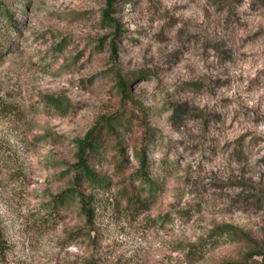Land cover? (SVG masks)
I'll return each instance as SVG.
<instances>
[{
  "label": "rangeland",
  "instance_id": "1",
  "mask_svg": "<svg viewBox=\"0 0 264 264\" xmlns=\"http://www.w3.org/2000/svg\"><path fill=\"white\" fill-rule=\"evenodd\" d=\"M108 2L0 0V264H264V0Z\"/></svg>",
  "mask_w": 264,
  "mask_h": 264
},
{
  "label": "trees",
  "instance_id": "2",
  "mask_svg": "<svg viewBox=\"0 0 264 264\" xmlns=\"http://www.w3.org/2000/svg\"><path fill=\"white\" fill-rule=\"evenodd\" d=\"M120 0H109L108 2V9L106 11V17L109 22H114V19L112 18V15L116 12V5L118 4ZM1 8V4H0ZM10 17L11 14H10ZM124 90L126 89V85L123 84ZM102 132L93 130L91 131L84 140H82L78 145V162L76 164V167L78 168V171L80 172V176L78 178L80 184H86L88 187H90L93 190H104L105 187L109 185V180H107L105 177L102 176L101 173H99L94 166L90 162L91 155L98 153L101 149V137ZM148 168V160L144 158L141 163V178H146L145 172ZM76 197L75 191L67 192L65 193L60 199L59 202H63L65 199H70ZM81 203L83 209L88 213V215L93 214V209L91 208V205L94 203L95 196L94 195H86L85 193L80 194ZM142 205V204H140ZM231 232V230H224L222 231L219 236L222 237L223 235H226L227 233ZM193 255H199V250H193ZM263 261H264V255H263Z\"/></svg>",
  "mask_w": 264,
  "mask_h": 264
}]
</instances>
